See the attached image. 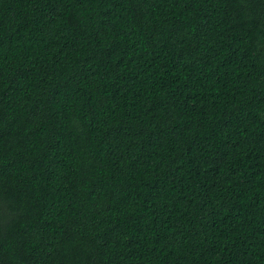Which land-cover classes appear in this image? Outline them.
<instances>
[{
	"label": "trees",
	"instance_id": "16d2710c",
	"mask_svg": "<svg viewBox=\"0 0 264 264\" xmlns=\"http://www.w3.org/2000/svg\"><path fill=\"white\" fill-rule=\"evenodd\" d=\"M0 264H264V0H0Z\"/></svg>",
	"mask_w": 264,
	"mask_h": 264
}]
</instances>
